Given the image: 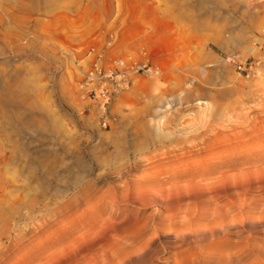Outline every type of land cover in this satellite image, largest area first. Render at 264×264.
<instances>
[{
    "label": "rangeland",
    "instance_id": "1",
    "mask_svg": "<svg viewBox=\"0 0 264 264\" xmlns=\"http://www.w3.org/2000/svg\"><path fill=\"white\" fill-rule=\"evenodd\" d=\"M115 3L133 9L135 26L116 42L112 57L115 50L139 54L145 49L160 74L135 76L112 96L103 114L82 94L75 66L62 51L81 59L92 42L103 44L116 18ZM263 27L264 0H0V264H84L87 191L92 187L95 199L104 196L108 177L123 164L115 161L112 142L127 148L143 140L144 127L156 124L171 129L173 142L208 144L202 155H222L218 146L235 143L229 151L232 173L248 171L246 212L263 213ZM230 59L253 62L254 73L246 77ZM128 152L129 158L138 154ZM131 170L129 180L136 172ZM29 200L39 203L42 214L57 209L54 223L25 226L9 217ZM126 206L103 200L96 205L112 228L129 214ZM234 207L236 218L239 208ZM197 208L206 211L202 204ZM133 211L121 229L130 239L133 221L156 208ZM208 218L193 220L192 226L214 224ZM38 226L43 228L39 239L26 248L25 243L22 249L15 246L25 229ZM104 230L111 234L112 229ZM103 232L99 241L106 238ZM257 232L264 240V219ZM244 234L241 239L248 237ZM31 236L26 233L23 241ZM148 238L144 234L140 241ZM189 243L194 247L189 244L179 255L185 264L208 253L228 255L233 246L221 234ZM256 260L250 252L245 263Z\"/></svg>",
    "mask_w": 264,
    "mask_h": 264
},
{
    "label": "bare ground",
    "instance_id": "2",
    "mask_svg": "<svg viewBox=\"0 0 264 264\" xmlns=\"http://www.w3.org/2000/svg\"><path fill=\"white\" fill-rule=\"evenodd\" d=\"M62 53L73 63V59L76 58L73 53L70 54L65 50ZM182 131H186V128L178 130V132ZM142 132L143 140L131 142L127 148L124 146L125 143L112 142L115 161L123 164L108 177L111 182L105 188L109 192L95 199V191L91 189L92 187L87 191L86 227L84 226L87 231L83 241L88 245L86 247L88 255L86 253L87 259L84 264H152L153 262L185 264L180 259V252L184 247H189V244L194 247L189 240L201 239L202 236L206 238L208 236L213 240L215 234L226 236V239L233 243L232 253L229 251H227L228 255L208 253L205 256L195 257L192 263H187L186 260L187 264H246L250 252L257 256V260L252 264H264V240L260 239L257 232V226L263 222L264 211L261 210L260 212L263 213H258V217L246 212L248 171L246 168H241L238 175L236 174L238 176L236 181L237 177L231 169L232 157L229 151L231 147H236V144L218 146L217 149L223 151L219 156L202 155V151L210 147L208 144L173 142L169 138L172 134L171 129L163 124H156L151 128L144 127ZM128 149L132 154H138L134 158H129ZM138 168L141 169L137 170ZM131 169H135L136 172L132 175L133 179L129 180ZM219 179L223 181L222 185L217 184ZM214 180L216 181L212 182ZM221 199H224V204L220 203ZM102 200L118 206L121 204L129 206H126L129 214H126L124 221L116 224L114 228L102 220L103 211L96 207ZM198 204L206 207L205 213L200 211L201 208H197ZM150 206L156 208V211L149 217L134 220L135 226H132L134 238H126L122 228L135 215L134 208L144 210ZM234 206L239 208L236 218V215H232ZM10 213V218L22 219L27 226L28 222L32 221L38 223L48 221V224H53L52 218L57 216L58 211L54 208L47 209V213L42 214L39 203L36 200H29L24 202L19 210H10ZM203 216L211 218V223L214 224L210 225L208 222L209 225L204 223L205 225L194 228L192 221L199 220L198 218ZM100 221L102 223H99ZM107 227L112 229L110 235L105 233L107 230L104 229ZM42 230L41 226L25 229L18 238L14 239L15 246L21 247L25 243V248L29 247L31 241L37 240ZM28 232H31L32 236L23 241ZM102 232L106 234V238L103 237L104 240L99 241ZM147 233L149 238L142 243L140 238ZM243 233L248 234H244L243 237L245 235L248 237L241 239ZM194 243L197 244V241ZM32 249L36 250V247ZM167 254L170 256L164 261L161 260V257Z\"/></svg>",
    "mask_w": 264,
    "mask_h": 264
},
{
    "label": "built area",
    "instance_id": "3",
    "mask_svg": "<svg viewBox=\"0 0 264 264\" xmlns=\"http://www.w3.org/2000/svg\"><path fill=\"white\" fill-rule=\"evenodd\" d=\"M113 7V16H116V18L111 26L113 28L106 34L103 44L94 41L89 45L82 58L86 61L84 67L78 65V62L82 59H73L79 77V89L83 95L96 103L99 111L103 114L112 96L122 91L126 85L132 82L135 76L139 74L158 76L160 74V68L151 62L145 49H142L139 54H135L132 50L126 53L115 50L116 54L112 57L111 53L116 42H119L122 35L131 31L130 28L135 26L133 9L124 6V4L116 6V3L113 4ZM261 34L264 41V27ZM93 38L94 35L90 37V39ZM131 44L129 43L128 49H131ZM261 46L260 49H263L264 42ZM231 62L239 72H244L246 77L254 72L253 62L237 60H231ZM107 120L105 116L101 117V123L104 127L108 125Z\"/></svg>",
    "mask_w": 264,
    "mask_h": 264
}]
</instances>
